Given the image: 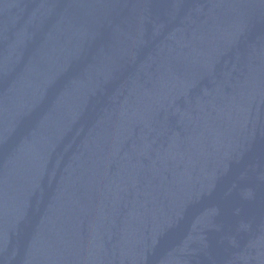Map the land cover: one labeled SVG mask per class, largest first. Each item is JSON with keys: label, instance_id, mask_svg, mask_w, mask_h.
Masks as SVG:
<instances>
[{"label": "water", "instance_id": "1", "mask_svg": "<svg viewBox=\"0 0 264 264\" xmlns=\"http://www.w3.org/2000/svg\"><path fill=\"white\" fill-rule=\"evenodd\" d=\"M0 264H264V0H0Z\"/></svg>", "mask_w": 264, "mask_h": 264}]
</instances>
